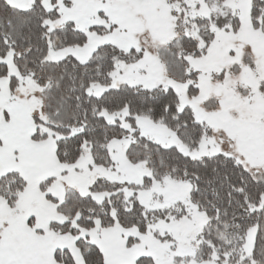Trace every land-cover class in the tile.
<instances>
[{
    "label": "snow or ice",
    "instance_id": "snow-or-ice-1",
    "mask_svg": "<svg viewBox=\"0 0 264 264\" xmlns=\"http://www.w3.org/2000/svg\"><path fill=\"white\" fill-rule=\"evenodd\" d=\"M0 264H264V0H0Z\"/></svg>",
    "mask_w": 264,
    "mask_h": 264
}]
</instances>
